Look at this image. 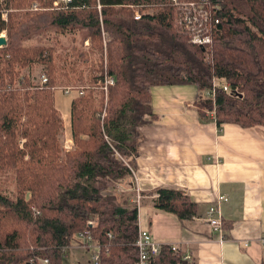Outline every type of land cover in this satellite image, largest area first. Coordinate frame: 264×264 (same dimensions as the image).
Here are the masks:
<instances>
[{"label":"trees","instance_id":"trees-1","mask_svg":"<svg viewBox=\"0 0 264 264\" xmlns=\"http://www.w3.org/2000/svg\"><path fill=\"white\" fill-rule=\"evenodd\" d=\"M31 1L7 0L14 9ZM171 1L71 0L66 10L8 13V20L0 12V35L7 33L0 48V172L12 171L18 187L16 198L0 192V264H40L41 259L63 264L65 248L80 232H89L98 245L100 264L136 263L140 207L133 193L115 186L132 175L124 162L135 167L139 129L156 119L153 87L195 86L196 107L202 115L214 111L218 128L225 123L264 127V0H211L219 6L220 27L207 52L179 32ZM128 5L140 11L139 20ZM45 29L85 30L100 53L102 32L110 37L107 70L115 82L108 87L107 116L100 122L101 104H94L91 95L74 98L76 148L62 159L57 141L62 118L54 108L53 81L40 88L20 77L21 88H12L20 69L32 63L48 64L54 73L45 48L23 45ZM213 78L212 98L207 93ZM156 192V211L180 221L196 214L198 205L185 191ZM171 249L162 244L148 264H191L179 247Z\"/></svg>","mask_w":264,"mask_h":264},{"label":"crops","instance_id":"crops-1","mask_svg":"<svg viewBox=\"0 0 264 264\" xmlns=\"http://www.w3.org/2000/svg\"><path fill=\"white\" fill-rule=\"evenodd\" d=\"M199 95L187 84L150 90L156 119L139 129L135 176L129 177L126 189L135 198L139 194L138 205L145 207L146 222L139 218V228L160 244L179 246L191 264H264V127L225 123L218 128L214 111L202 115L196 107ZM76 97L73 90L54 101L71 143V104ZM159 188L185 191L198 205L196 214L180 221L156 211L152 200ZM220 196L227 201H218ZM214 206L223 223L222 241L206 218ZM72 244L68 250L77 252L76 239Z\"/></svg>","mask_w":264,"mask_h":264},{"label":"rangeland","instance_id":"rangeland-1","mask_svg":"<svg viewBox=\"0 0 264 264\" xmlns=\"http://www.w3.org/2000/svg\"><path fill=\"white\" fill-rule=\"evenodd\" d=\"M54 1L56 0H32L28 6L14 9L13 5H9L7 0H0V12L5 19H7L8 13L18 12V14L22 16L29 11L34 13L42 11L53 12V10L58 9L54 8ZM8 7L9 9H7ZM35 8L37 10H35ZM6 34V30L1 33V35L5 36V38ZM101 36L102 53L92 47L93 44L91 43L89 37H87V31L85 30L74 29L65 32L61 30L45 29L38 37L31 38L29 41L24 42L23 45L26 47L34 45L45 48L52 58L50 67L54 73L49 72L48 64H41L38 62L32 63L31 65L20 69V75L17 77L12 88H21L22 85L19 84L20 77H28L32 84L38 87L39 77L41 75H46L49 81H53L51 88L48 86L49 81L47 84L52 92L53 100H55L59 94L66 96L65 91H82L83 94L78 96V98H86L88 95H91L94 99V104L98 105V107L99 104H101V113L98 114V117L100 118V122H102L101 119L107 116L108 113L107 101L109 99V89L105 91L99 88V81L104 75L109 76V71L107 70L108 57H106L105 46L107 45L106 42L110 40V37L107 34L103 35V32ZM100 93L102 98H100ZM54 108L56 109L55 103ZM56 111L58 112L57 109ZM62 127L63 128L57 137V141H59L60 159L67 156L68 153L74 152L76 148L74 141L71 143L65 139V127L63 123ZM23 141L24 139L20 142L23 143ZM116 158L122 162L120 154H117ZM128 179L123 183H117L115 187L119 192L132 194V191L130 192L126 190L130 189L128 186V181L130 180ZM110 189L111 186L109 184L108 191H111ZM0 192L6 196L16 198L18 187L12 171L0 172ZM26 196L28 197V194ZM143 208H145L143 205L138 208V214L141 222H146ZM76 241L78 242V251L74 252L73 250H68L67 247L63 264H89L87 263V260L90 261L89 252L82 249L79 239ZM72 243L73 242H71L70 245L73 246Z\"/></svg>","mask_w":264,"mask_h":264},{"label":"built area","instance_id":"built-area-1","mask_svg":"<svg viewBox=\"0 0 264 264\" xmlns=\"http://www.w3.org/2000/svg\"><path fill=\"white\" fill-rule=\"evenodd\" d=\"M71 0H56L53 2L54 8H58L61 10H66L68 5L70 4ZM173 7L175 8V12L177 15L175 16V26L178 28L179 32L185 34L188 43L193 46H199L201 49H204L206 52L209 51L210 47L215 41V36L219 31L220 27V18L218 16L219 13V6L215 3H212L211 0H193V1H185V0H172L171 1ZM134 12V20H139L142 16L140 11L133 6H130ZM99 8V6H98ZM35 10H37L35 8ZM104 35V33H103ZM3 35H0L2 37ZM206 61L209 62L208 53L206 54ZM212 87L210 92L207 93V97H214V91L217 86L214 78L212 79ZM48 82V77L45 75H41L39 77V85L38 87H44L45 84ZM115 79L113 77L104 75L102 79L99 81V88L102 90L107 91L108 87L114 86ZM226 89V87H224ZM77 91L78 96L83 94L82 91ZM66 93L70 91H65ZM119 154V153H117ZM116 154V155H117ZM124 162V161H123ZM124 165L128 166L131 176H135L132 166H129L126 162ZM141 196L136 194V203L140 200ZM218 201H227L226 197L220 196L217 198ZM206 218L208 219V225L212 231H217L220 234V240H224L223 236V225L221 222V217L218 213V208L216 206L211 207L208 209L206 213ZM138 236L135 239L134 246L137 248V259L135 264H148L151 261L153 262L160 253V249L162 243L160 244L156 241L150 232L143 231L138 228ZM110 238L112 237L111 234H108ZM80 240V246L82 249H86L91 251L90 263L92 264H100L99 263V247L96 242L92 239V236L89 232H80L77 235L76 240ZM261 243L264 244V237L260 239ZM172 247V251H175L179 246L177 245H170ZM66 251V248H65ZM183 260H190V256H183ZM40 264H50L47 259H41Z\"/></svg>","mask_w":264,"mask_h":264},{"label":"water","instance_id":"water-1","mask_svg":"<svg viewBox=\"0 0 264 264\" xmlns=\"http://www.w3.org/2000/svg\"><path fill=\"white\" fill-rule=\"evenodd\" d=\"M6 44V38L5 36L0 37V48H2L3 45Z\"/></svg>","mask_w":264,"mask_h":264},{"label":"bare ground","instance_id":"bare-ground-1","mask_svg":"<svg viewBox=\"0 0 264 264\" xmlns=\"http://www.w3.org/2000/svg\"><path fill=\"white\" fill-rule=\"evenodd\" d=\"M223 224V223H222Z\"/></svg>","mask_w":264,"mask_h":264}]
</instances>
